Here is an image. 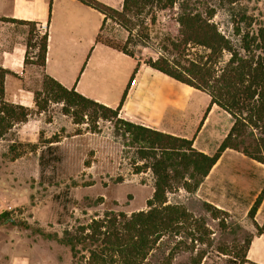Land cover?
Instances as JSON below:
<instances>
[{
  "label": "trees",
  "instance_id": "1",
  "mask_svg": "<svg viewBox=\"0 0 264 264\" xmlns=\"http://www.w3.org/2000/svg\"><path fill=\"white\" fill-rule=\"evenodd\" d=\"M79 1L103 13L104 22L105 19H113L129 33L126 40L107 36L102 33V25L96 41L133 57L136 55L130 49V44L138 24L136 19L142 18L143 12L146 13L147 8L155 4L163 9L176 3V0H124L119 9L102 0ZM181 6L179 35L168 37L164 51L158 57H149L143 62L207 92L212 104H217L231 114L233 125L214 154L198 150L191 138L120 117L126 91L120 104L114 108L83 95L75 86L66 87L45 73L42 89L34 91V102L39 112L53 101L63 103L64 112L71 115L75 123L85 122L87 115L94 121L99 118L115 120V127L123 129V135L128 136L130 145L137 146L138 157L143 161L142 164L135 163V172L149 169L155 179L154 192L147 200L146 209L131 213L107 209L95 213L85 223L80 222L72 229H66L62 237L48 234L70 247L76 264H153L151 256L164 239L172 241L166 257L170 264L181 250L194 252L198 243L212 245L213 231L206 218L197 216L183 203L170 202L169 192L179 188L194 192L228 148L241 151L264 164V23L254 26L252 17L242 13L233 27V35H228L213 21L214 8L203 12L188 5ZM242 22L248 27H242ZM20 23L30 26L24 63L31 62L44 69L48 31L37 42L36 35L40 32L37 23L26 20H20ZM31 48L38 49L36 59L32 61L29 59ZM8 75L15 73L0 65V138L18 123L26 122L31 115L29 106L7 99ZM10 150L14 152L13 159L20 156L15 145ZM263 196L264 191L249 212L251 218ZM204 206L214 219H219L221 227H227L226 219L222 217L229 216L227 211L210 203H204ZM0 217L15 222L10 211H4ZM262 230L263 227L259 226V233ZM251 242L252 238L245 240L244 253L230 255L228 262L237 264L238 260L239 263L248 261L247 252ZM218 251L231 254L225 247H219ZM207 256L208 250H201L191 256V264H202Z\"/></svg>",
  "mask_w": 264,
  "mask_h": 264
},
{
  "label": "rangeland",
  "instance_id": "2",
  "mask_svg": "<svg viewBox=\"0 0 264 264\" xmlns=\"http://www.w3.org/2000/svg\"><path fill=\"white\" fill-rule=\"evenodd\" d=\"M102 1L121 9L124 0ZM183 4L203 12L214 8L213 21L228 35H233V27L242 13L252 17L254 26L264 23V0H176L174 6L163 9L155 4L143 12L142 18L136 19L138 24L130 44V49L142 61L158 57L167 46L168 37L179 35L178 18ZM76 14L71 26L87 27L85 36L86 40L90 39L98 25L97 16L86 13L85 22L81 24L82 20ZM58 20L55 27H61L60 16ZM241 24L248 27L244 22ZM22 29L27 41L30 26ZM46 31V28L40 30L36 35L37 42ZM102 33L123 40L129 35L122 25L110 18L105 19ZM37 51V48L30 49V61L36 59ZM101 61L96 89L102 93L115 84L117 77L113 70L122 63L108 55ZM27 65L29 72L14 76L6 88L7 99L14 102L22 93L18 86L30 89L33 104L29 106L28 120L18 123L0 138V214L10 211L15 221L0 217V264H76L70 247L48 234L62 237L66 229L85 223L95 213L107 209L127 213L146 209L147 200L154 192L155 179L149 169L135 172V163L142 164L143 161L138 157L137 146L130 145L123 129L115 127V120L99 118L94 121L87 115L85 122L75 123L73 117L64 112V104L53 101L39 112L34 91L42 89L44 71L31 62ZM12 145L20 153L15 159L10 150ZM187 197L183 188L168 194L173 203L187 201ZM187 202L192 212L206 218L213 231L212 245L198 243L194 252L181 250L170 264H191V256L204 249L208 250V256L202 264H230L227 260L230 255L244 253L245 240L264 241L255 237L259 235V226L250 218L241 221L222 216L227 224L223 228L202 202L192 199ZM252 242L250 253L247 252L249 260L241 263L238 260L237 264H260L255 258ZM171 243L168 239L161 242L151 256L153 264H168L166 257ZM219 247L228 248L231 254L219 252Z\"/></svg>",
  "mask_w": 264,
  "mask_h": 264
},
{
  "label": "crops",
  "instance_id": "3",
  "mask_svg": "<svg viewBox=\"0 0 264 264\" xmlns=\"http://www.w3.org/2000/svg\"><path fill=\"white\" fill-rule=\"evenodd\" d=\"M86 13L98 18V25L88 40L85 36L87 27L71 26L75 14L83 24ZM58 16L62 20L61 27H55L59 22ZM104 18L103 13L79 0H52V7L50 0H0V65L15 73L6 77V88L8 82H13L14 76H24L29 72L28 65L24 63L27 41L22 34V27L27 25L20 23V20L35 21L40 30L46 28L49 33L43 69L45 74L66 87L75 86L83 95L114 108L120 104L126 91L121 117L166 133L191 138L198 150L214 154L233 125L231 114L212 104L207 92L154 69L143 61L135 72L142 59L96 41ZM104 55L114 57L122 64L113 70L117 77L115 84L101 93L96 89V80L102 70L101 58ZM18 87L22 93L18 94L17 103L32 106V91ZM183 190L189 195L187 201L192 199L203 204L210 203L227 211L231 219L245 221L250 218L263 227L255 237L264 239V196L254 217L249 216L251 208L264 191L263 163L228 148L194 192ZM187 201L182 203L190 209ZM252 241L255 258L264 264V241Z\"/></svg>",
  "mask_w": 264,
  "mask_h": 264
}]
</instances>
